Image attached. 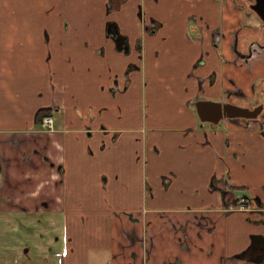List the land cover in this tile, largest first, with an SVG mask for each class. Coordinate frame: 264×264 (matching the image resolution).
I'll return each mask as SVG.
<instances>
[{
    "label": "crops",
    "instance_id": "0c3cea01",
    "mask_svg": "<svg viewBox=\"0 0 264 264\" xmlns=\"http://www.w3.org/2000/svg\"><path fill=\"white\" fill-rule=\"evenodd\" d=\"M245 14L240 0H0V252L264 264L242 255L264 215L232 209L263 201L264 120L214 124L194 106L264 103V28Z\"/></svg>",
    "mask_w": 264,
    "mask_h": 264
},
{
    "label": "water",
    "instance_id": "95a60500",
    "mask_svg": "<svg viewBox=\"0 0 264 264\" xmlns=\"http://www.w3.org/2000/svg\"><path fill=\"white\" fill-rule=\"evenodd\" d=\"M250 8L264 24V0H253ZM195 109L201 121L217 124L222 118L255 119L262 108L261 105L248 108L231 102L200 99L195 102ZM261 241H264V235L254 234L251 236V244L249 246L254 248Z\"/></svg>",
    "mask_w": 264,
    "mask_h": 264
},
{
    "label": "rangeland",
    "instance_id": "374dc122",
    "mask_svg": "<svg viewBox=\"0 0 264 264\" xmlns=\"http://www.w3.org/2000/svg\"><path fill=\"white\" fill-rule=\"evenodd\" d=\"M248 13V14H247ZM247 19L251 16L254 19L255 15L254 12H246ZM244 15V17H245ZM226 118H223L225 120ZM0 264H67L65 257L62 255H55L53 253H50L49 250H47L44 253H29L19 256H12L11 253L0 252Z\"/></svg>",
    "mask_w": 264,
    "mask_h": 264
},
{
    "label": "flooded vegetation",
    "instance_id": "af4514ba",
    "mask_svg": "<svg viewBox=\"0 0 264 264\" xmlns=\"http://www.w3.org/2000/svg\"><path fill=\"white\" fill-rule=\"evenodd\" d=\"M240 2H241V5H242V7L244 8V10H245V13L246 12H252L253 10L250 8V4L253 2V0H240ZM249 7V8H248ZM255 14V13H254ZM256 17H257V19H258V22H259V25H260V27H262V28H264V24H263V22L261 21V19L259 18V16H257L256 15ZM242 28H248V26L246 25V24H244L242 27H241V29ZM241 29L237 32V34H236V37H235V49L237 48V46L239 45V43H240V39L242 38V36L240 37V31H241ZM111 30V29H110ZM112 32H113V30H111ZM250 46H251V43H250ZM249 53V52H248ZM197 100H199V99H197ZM196 100V101H197ZM195 101V102H196ZM257 105H261V111L259 112V114L257 115V117H256V119L258 120V119H263L264 120V103L263 102H260V103H257L255 106H257ZM194 106H195V103H194ZM255 106H253V107H255ZM252 107V108H253ZM250 108V107H249ZM223 119V118H222ZM221 119V120H222ZM226 119H228V118H226ZM240 119H242V120H247L246 118H240ZM220 120V121H221ZM242 197H244V196H242ZM238 198L239 197H237V199L235 200V203L236 202H238L237 200H238ZM244 199H245V201H244V206H245V210H249V211H257V210H252L254 207L255 208H258L259 206H260V202H254V204H252V205H249V202L246 200V198L244 197ZM235 206H237V205H235ZM232 209H234L233 207H232ZM236 209H238V207L236 208ZM251 209V210H250ZM252 254L253 255V257L255 256H258L263 262H264V241H261V242H259L254 248H252L251 246H249V247H247L243 252H242V254Z\"/></svg>",
    "mask_w": 264,
    "mask_h": 264
},
{
    "label": "built area",
    "instance_id": "2783aa9c",
    "mask_svg": "<svg viewBox=\"0 0 264 264\" xmlns=\"http://www.w3.org/2000/svg\"><path fill=\"white\" fill-rule=\"evenodd\" d=\"M53 124H54V119H53V117L51 115H45V116L42 117L41 124H40L42 126V129L47 130V131H49V130L51 131V130H53ZM237 201L238 202H236L234 204L233 208H237L238 207L240 209H244L245 208V206H244V201H245L244 197L239 196ZM235 205H237V206H235ZM252 210H257L258 212L260 211L264 215V198H263V201L260 202V206L258 208L254 207Z\"/></svg>",
    "mask_w": 264,
    "mask_h": 264
},
{
    "label": "trees",
    "instance_id": "16d2710c",
    "mask_svg": "<svg viewBox=\"0 0 264 264\" xmlns=\"http://www.w3.org/2000/svg\"><path fill=\"white\" fill-rule=\"evenodd\" d=\"M249 8V7H248ZM248 54V53H247ZM246 55V54H245ZM50 111L48 109H39L35 114V122L41 123V119L45 115H49Z\"/></svg>",
    "mask_w": 264,
    "mask_h": 264
}]
</instances>
